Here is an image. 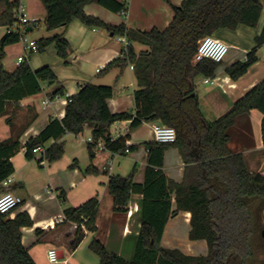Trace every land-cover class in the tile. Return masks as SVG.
<instances>
[{"label": "trees", "instance_id": "trees-1", "mask_svg": "<svg viewBox=\"0 0 264 264\" xmlns=\"http://www.w3.org/2000/svg\"><path fill=\"white\" fill-rule=\"evenodd\" d=\"M41 1L47 11L48 30L67 26L79 19L88 26L105 28L130 40L122 55L109 62L105 69L134 66L139 84L135 91V112L111 111L108 99L114 95V86L82 85L69 98L65 116L62 119L52 118L38 135L24 145L20 133L0 140V190L2 183L15 172L12 157L24 146L26 156L33 159L34 148L43 147L49 140L55 139L44 149L40 159V162H53L65 152L62 137L67 132L81 134L89 126L93 139L87 142L91 160L100 140L110 152L127 155L138 145L128 144L130 132L115 138L111 132L112 124L131 120L130 129H135L144 122L158 120L173 126L177 139L172 143L153 140L145 144L148 164L144 182L134 181L133 170L127 175H111L108 184L114 198L113 209L117 212L129 211L133 193L143 195L142 225L135 257L127 260L94 238L89 248L99 255V264H249L254 255L251 241L254 217L264 211V174L250 171L243 153L233 151L229 142L231 128L237 119L252 109H259L263 114L264 136V79L234 102L228 111L209 121L201 110L194 80L197 75L214 77L221 62L212 59L196 61L195 55L200 40L219 29H236L241 24L255 27L261 16L262 0H183L180 5L173 6L175 15L165 29L150 30L131 28L124 22L113 25L85 11L87 4L97 1L119 13L127 8L121 0ZM19 3L20 0H0V115L6 110V101H18L37 94L42 91L43 83L57 80L55 71L49 65L34 70L25 60L12 71L4 65L6 47L20 42L24 35L9 30L17 20ZM2 27L8 28L3 35ZM256 39L258 46L264 44V29ZM133 42L149 45L150 49L138 54ZM37 43L38 51H45L55 43L58 54L68 57L70 43L59 34L42 37ZM256 50H251L245 60L227 67L232 79L242 77L258 61ZM64 94L63 87H60L52 96ZM171 145L179 148L185 162V174L180 182L168 178L163 170L164 155ZM75 165L76 162H73L71 167ZM97 171L93 164L85 169V173ZM59 196L66 201L64 190ZM99 207L98 196L78 206L65 207L64 220L76 224L71 243L73 250L81 244L87 231L97 230ZM182 210L191 212L190 238L206 240L209 247L207 254L190 255L180 248L162 245L169 218ZM33 225L34 220L28 211L15 217L0 211V264H38L23 243V227ZM42 231L37 229L38 233Z\"/></svg>", "mask_w": 264, "mask_h": 264}, {"label": "crops", "instance_id": "crops-1", "mask_svg": "<svg viewBox=\"0 0 264 264\" xmlns=\"http://www.w3.org/2000/svg\"><path fill=\"white\" fill-rule=\"evenodd\" d=\"M20 1L25 4L30 17L38 18L39 24L41 22L45 23L46 28L42 37L59 34L69 41L70 47L67 58H63L58 54L61 58L56 59V65L44 64L40 66H51L57 75V80L43 83L42 91L37 94L26 96L18 101H6V110L0 115V140L8 139L20 133V140L24 145L31 137L38 135L52 118L62 119L65 116L69 98L76 94L81 86L86 83L114 86V95L108 99L112 112H135V91L139 88V84L134 66L131 64L124 69L118 66L108 70L105 69L107 64L121 56L125 49V44L118 40V35H114L105 28L88 26L79 19L73 20L67 26L48 30L46 24L47 11L43 2L41 0ZM121 1L127 4L125 14L113 12L97 1L87 4L85 11L113 25L124 22L135 29H165L175 15L173 6L180 5L183 0ZM262 5L261 16L255 27L251 28V26L241 24L236 29L222 28L213 34L225 40L230 45V50L233 48L238 49L241 54L231 55L229 50L225 60L217 68L214 77L203 75L195 77L194 81L200 107L205 118L209 121H214L228 111L234 102L264 79V60L259 55H257L258 61L239 79L234 80L227 73L228 66L237 61L245 60L247 54L253 48L262 49L263 55L264 44L258 46L256 39L264 29V0H262ZM2 28L1 35L8 30L7 27H4L2 32ZM33 30L34 27L28 28V32ZM254 42L255 45L252 48L249 47ZM132 45L138 54L150 49L149 45L140 42H133ZM13 46L14 44H11L6 47V56H8L9 50ZM25 51L27 50L18 55L16 64L12 68H8L4 61L6 69L14 70L20 64L18 58L20 56L26 58ZM31 67L34 70L40 68ZM98 67H103V70L98 72ZM200 78H204V83L213 85L212 88L201 91L197 83ZM48 84L51 86H48ZM60 87H63L65 94L58 95L57 98L53 97L54 91ZM43 90H47L46 96L39 98ZM46 98H50L51 103L44 106L43 100ZM262 118L263 114L259 109H252L249 113L241 115L231 128L229 146L233 151L243 153L250 171L264 174ZM158 123V120L144 122L139 127L130 129L131 120L116 121L111 126L112 135L116 138L130 132L131 139L128 144L138 145L137 149L127 153V155L112 153L105 149L96 152L94 159L91 160L87 143L84 144V147L79 146L78 150L72 152L71 158L69 157V160H74L76 165L74 167L68 165L69 163L65 165L69 169L66 180L59 178L52 180L54 178L52 167L57 160L49 162L47 168H45L47 176L41 186L49 196L51 207L43 211H40L32 201L40 198L41 193H35V195L32 193L30 179L24 173L26 174V169L33 165L38 153L42 154L47 146L55 142V139L49 140L42 147V151L35 153L33 159L26 156L25 146L12 157L15 172L8 178L10 181L6 187H12L14 193L22 196L24 201L18 209L10 213V216L15 217L23 211H28L32 216L34 225L23 227V243L38 264H71L70 260H73L74 264H99V255L90 248H88V251L85 250V247H89L94 238L101 240L110 251L118 253L125 259L130 261L134 259L142 225L143 195L133 193L129 203V211L117 212L113 209L114 198L109 192L108 184L111 175H127L133 170H135L134 181L137 183L144 182L148 164V148L145 144L154 140L153 126ZM144 126H147L150 130L149 137H141L138 134ZM86 134L87 137H85ZM69 137H74L79 143L83 140L88 142V139L92 138V129L87 126L84 132L78 135L67 132L62 140L67 142ZM40 159L37 158L39 163ZM111 160L113 162L112 169L109 171L103 169ZM45 162V160L42 161V163ZM90 164L97 167L98 171L96 173H85V169ZM163 170L168 178L177 182L183 180L185 162L177 146L171 145L166 150ZM47 180L50 182L49 184L45 183ZM61 190L67 192L66 201L59 196ZM94 196H98L100 200L96 220L97 230L87 231L81 244L73 250L71 243L76 224L66 222L63 211L67 206H78ZM175 208L174 195L173 209ZM179 217H182L185 224L190 225L188 239L184 237L182 239L180 235V223L176 220ZM190 220L191 212L187 210L179 211L177 215L170 217L162 237V245L170 248H180L190 255H205L207 254L206 251L201 253L200 250H206L208 243L204 239L192 240L190 238ZM38 228L43 231L38 233ZM50 248L58 249L61 259L65 258L66 251L69 252L70 257L59 262H51L48 258Z\"/></svg>", "mask_w": 264, "mask_h": 264}, {"label": "rangeland", "instance_id": "rangeland-1", "mask_svg": "<svg viewBox=\"0 0 264 264\" xmlns=\"http://www.w3.org/2000/svg\"><path fill=\"white\" fill-rule=\"evenodd\" d=\"M3 28H2V32L4 31ZM45 28H46L45 23L41 22L38 26L34 27L33 31L26 33L27 40L39 39L40 37H42ZM251 28H253V27H251ZM250 45L251 46H249V47L252 48L255 45V42L253 44H250ZM23 46H24V42L20 41V43L14 44V46L10 48L8 56H6V58L4 60L6 62V66L8 68H12L13 65L16 64L18 55L24 53ZM53 48H55V49H53ZM237 53L241 54V52L238 49L233 48L230 50L231 55H234ZM25 54H26V60L30 63L31 66H34V67H40L44 64L56 65V63H55L56 59L61 58L58 55L55 43H52L51 45H49L45 51L31 52V51L27 50V51H25ZM256 54L259 55L262 58V60H264V57H263L264 55H262V49L257 48ZM203 80H204V78H200L199 81H197L198 88L201 91L212 88L213 85L206 84V83H204ZM49 85L50 84H48V86ZM46 92H47V90H43L41 95H39V98H43L44 96H46ZM55 98H57V97H55ZM158 124H162V123L159 122ZM138 134L141 137H149L150 136V130L147 126H144L143 128L140 129ZM85 137H87V134ZM82 142L81 143L77 142L76 139H74V137H69V140L67 142H65V152H64L63 156L59 160H57L52 167V170H53L52 175L54 176V178H52L53 181L57 178L63 179V180H66L68 178L67 172L69 169H68V166L65 167V165L67 163H69L68 165L73 164L74 160L71 159V161H70L69 157L73 151L79 149V146L84 147V144L87 143L85 140H83ZM41 156H42V154L38 153L37 158L40 159ZM37 158L33 162V165L30 168L26 169V174L24 173V175H26V177H28L30 179L32 193L34 195H35V193H41L40 198H38L37 200L33 199L32 201L36 206H38V209H40V211H43V210H46V208L51 207V202L49 200V196L44 191V188H42V186H41L42 184H44L45 178L47 176V172H46L47 170H45V168H47L49 161L45 160L46 161L45 163H42V162L39 163ZM45 183L49 184L50 182H48V180H47V182H45ZM7 191H13L14 192L12 187H6L2 184L0 194L7 192ZM65 194H66V197H68L67 192H65ZM71 195H72V193H71ZM20 206L21 205H19L13 211L18 209ZM262 214L259 213L258 217H256V216L254 217V221H253L254 230H253V235H252V239H251L252 244L254 246V255L249 259V261H248L249 264H260L261 262L264 261V237H263L264 222H263V215ZM176 220L178 223H180L179 224L180 231H181L180 235H181L182 239H183V237L185 239H188L189 238L190 225L185 224L183 222L182 217H179ZM88 248L89 247L86 246L85 250L88 251L89 250ZM204 251H206V253L209 252L208 245H207L206 250H200L201 253H204ZM69 257H70L69 252L66 251L65 258H69ZM65 258H63V259H65ZM63 259H61V260H63ZM70 262H71V264H74L73 260H70Z\"/></svg>", "mask_w": 264, "mask_h": 264}, {"label": "built area", "instance_id": "built-area-1", "mask_svg": "<svg viewBox=\"0 0 264 264\" xmlns=\"http://www.w3.org/2000/svg\"><path fill=\"white\" fill-rule=\"evenodd\" d=\"M123 14L126 13V9H122ZM16 22L9 28V30L22 32L21 41L24 42V50L37 52L38 43L37 40H27L26 33L29 27H35L39 25V19L30 17L27 13L26 6L23 2L20 1L19 6L16 9ZM118 40L125 44V50L130 45V40L126 36H118ZM230 50V45L223 39L216 37L214 35H207L200 40L197 53L195 55V60L200 61L204 59H212L216 62H223L228 55ZM263 55H264V46H263ZM24 56L18 58V63L25 61ZM103 67H98L97 71L101 72ZM51 103L50 98L43 100V105L46 106ZM154 140L164 143H172L177 139V131L173 126L165 124H155L153 126ZM90 138L88 141H92ZM106 147L102 140L98 141L95 151L105 150ZM42 147L34 148L35 153L42 151ZM113 167L112 160L109 164L105 165L103 169L109 171ZM9 179H6L2 184L4 186L9 184ZM24 199L22 196L14 193L13 191H7L0 194V211L2 213H11L15 208L23 203ZM62 220V218H60ZM48 258L51 262H59L61 257L59 251L56 248H50L48 250ZM69 264V263H68Z\"/></svg>", "mask_w": 264, "mask_h": 264}, {"label": "water", "instance_id": "water-1", "mask_svg": "<svg viewBox=\"0 0 264 264\" xmlns=\"http://www.w3.org/2000/svg\"><path fill=\"white\" fill-rule=\"evenodd\" d=\"M263 235H264V231H263Z\"/></svg>", "mask_w": 264, "mask_h": 264}]
</instances>
